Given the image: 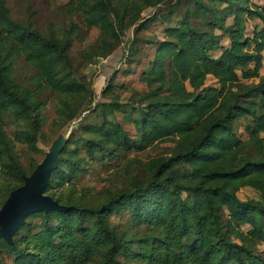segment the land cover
Instances as JSON below:
<instances>
[{"label": "trees", "instance_id": "1", "mask_svg": "<svg viewBox=\"0 0 264 264\" xmlns=\"http://www.w3.org/2000/svg\"><path fill=\"white\" fill-rule=\"evenodd\" d=\"M49 1L71 17L61 34L14 19L0 0L1 206L38 167L46 129L80 120L44 190L62 207L0 236V264H264V0ZM132 27L128 64L96 101L70 50L107 58ZM47 93L57 99L48 119ZM123 154L138 166L124 186L78 190L86 165ZM244 187L260 197L241 198Z\"/></svg>", "mask_w": 264, "mask_h": 264}, {"label": "rangeland", "instance_id": "2", "mask_svg": "<svg viewBox=\"0 0 264 264\" xmlns=\"http://www.w3.org/2000/svg\"><path fill=\"white\" fill-rule=\"evenodd\" d=\"M5 4L14 19L23 23L31 20L42 32L54 30L57 34H61L63 29L68 26L71 18L66 14L63 7H54L51 5V1L49 0H5ZM154 11V7H148L143 11V15L147 17L153 14ZM253 24L254 22L249 23L250 26ZM80 33L81 35L85 34L84 30H81ZM152 35H156L159 39H168V36L162 31V29H156L152 32ZM133 36L134 27L125 32L122 43L111 55L107 58L97 57L92 62L83 61L80 57V52L77 49L73 48L70 50V55L73 59L78 75L86 77L89 80H93V86L97 93L96 101L106 100L103 96V88L106 85V80L110 77L112 72L116 68L124 69L127 66L128 62L125 55L127 54L128 41L132 39ZM262 72L264 73V66L262 68ZM207 84L217 85L213 76L208 77ZM46 95L48 99L47 107L43 111L45 118L48 119L54 104L57 103V99L54 98L51 93H47ZM210 95L214 96L216 93L212 91L210 92ZM79 120L80 118L71 120L55 133L49 127L46 129L45 134L38 142V145L42 150L34 153V156L38 160L37 170H42L53 163L56 158L59 159V155H57L59 148L71 130L74 127H77V122ZM15 127H17V125L12 121H8V124L5 126L6 130L12 137V130ZM128 127L132 128V125H128ZM241 135L246 136L245 132H241ZM14 145L18 154L21 153V150L25 147V145L18 141H14ZM138 157L141 159L137 164H142L146 161L148 156L146 154H139ZM20 159L23 164L27 166L28 162L23 158V156H21ZM131 159V156L127 157L123 154L121 157H115L109 162L98 166L86 165V168L81 172L79 178L76 180L78 190L80 191L83 186H87V189L93 194L96 193L102 195L107 191V189L114 190L119 186H124L126 184L127 173L138 168V166L133 164V162H129ZM239 196L241 198H259L260 193L251 187H244L239 191ZM1 207L0 203V210L2 209ZM259 248H264V246H260Z\"/></svg>", "mask_w": 264, "mask_h": 264}, {"label": "water", "instance_id": "3", "mask_svg": "<svg viewBox=\"0 0 264 264\" xmlns=\"http://www.w3.org/2000/svg\"><path fill=\"white\" fill-rule=\"evenodd\" d=\"M57 160L58 158L42 170H37V167V172L35 170L26 177L24 185L12 191L0 210V236L10 240L29 212L42 208L62 207L52 196L44 193L49 181V172L56 166Z\"/></svg>", "mask_w": 264, "mask_h": 264}, {"label": "crops", "instance_id": "4", "mask_svg": "<svg viewBox=\"0 0 264 264\" xmlns=\"http://www.w3.org/2000/svg\"><path fill=\"white\" fill-rule=\"evenodd\" d=\"M264 53V52H263Z\"/></svg>", "mask_w": 264, "mask_h": 264}]
</instances>
